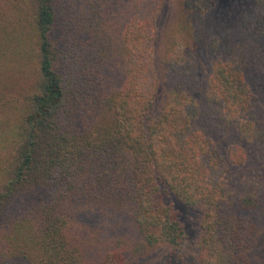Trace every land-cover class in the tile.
I'll return each instance as SVG.
<instances>
[{
  "label": "trees",
  "instance_id": "16d2710c",
  "mask_svg": "<svg viewBox=\"0 0 264 264\" xmlns=\"http://www.w3.org/2000/svg\"><path fill=\"white\" fill-rule=\"evenodd\" d=\"M165 2L0 0V264H264V0Z\"/></svg>",
  "mask_w": 264,
  "mask_h": 264
},
{
  "label": "rangeland",
  "instance_id": "374dc122",
  "mask_svg": "<svg viewBox=\"0 0 264 264\" xmlns=\"http://www.w3.org/2000/svg\"><path fill=\"white\" fill-rule=\"evenodd\" d=\"M183 0H166L165 5L157 19L158 39L164 43V32L176 12L178 16H184L182 11ZM215 5L209 13V28L217 23L228 22L239 12L244 10L250 0H214ZM172 32V31H171ZM166 99L164 87L160 84L155 100V110L160 107ZM178 210L180 221L183 223L185 237L183 243L176 248L158 246L150 254L139 258H131L128 264H198L199 240L201 234L200 219L201 212L198 209L187 207L177 199H174Z\"/></svg>",
  "mask_w": 264,
  "mask_h": 264
}]
</instances>
